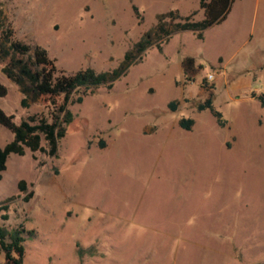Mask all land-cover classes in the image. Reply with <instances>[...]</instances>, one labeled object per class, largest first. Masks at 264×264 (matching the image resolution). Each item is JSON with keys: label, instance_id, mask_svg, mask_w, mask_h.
I'll return each mask as SVG.
<instances>
[{"label": "rangeland", "instance_id": "374dc122", "mask_svg": "<svg viewBox=\"0 0 264 264\" xmlns=\"http://www.w3.org/2000/svg\"><path fill=\"white\" fill-rule=\"evenodd\" d=\"M169 10L203 18L199 0H0L15 37L44 47L66 72L116 67ZM188 56L196 71L185 75ZM2 66L0 107L16 123L30 114L50 120L40 101L21 106ZM263 92L264 0H234L202 39L177 31L161 51L147 48L112 89L68 106L73 120L56 156L28 149L8 156L0 203L13 198L0 222L34 230L24 263L263 262L264 107L251 96ZM207 98L225 126L198 110ZM182 117L194 120L189 130ZM12 137L0 126V146Z\"/></svg>", "mask_w": 264, "mask_h": 264}, {"label": "trees", "instance_id": "16d2710c", "mask_svg": "<svg viewBox=\"0 0 264 264\" xmlns=\"http://www.w3.org/2000/svg\"><path fill=\"white\" fill-rule=\"evenodd\" d=\"M234 0H199V7L203 9V18L193 19L195 14L181 15L177 11L169 10L157 15V23L143 33L133 47L127 50L119 64L108 70H96L92 67L66 72L58 68L55 60L48 55L47 50L39 44H29L17 39L12 26L7 22L1 12L0 16V61L3 63L2 72L18 85L22 98L20 104L28 107L35 102H42L49 108L50 120L45 116L30 114L14 121V115L6 113L0 107V126L8 129L13 137L0 146V175L6 167V160L10 154L23 155L30 151H44L49 156H56L60 140L66 135L67 126L73 120L70 104L81 103L85 96L94 94L100 87L112 89L115 81L126 74L130 65L142 59L143 52L151 47L161 51L162 43L167 42L174 32L192 31L197 39L203 38V32L213 24L225 19ZM137 12V7L133 5ZM138 14V13H137ZM184 74L195 72L194 58L185 57L182 60ZM201 66V65H200ZM7 88L0 82V97L5 96ZM253 98L264 107V92L252 93ZM176 101L169 104L174 110ZM198 110L209 109L215 116L219 126H225L226 119L222 113L215 109L212 99L207 98L198 104ZM194 120L182 117L178 124L189 130ZM45 141V147L41 144ZM18 190L25 191L24 181L18 183ZM32 193L23 197L29 200ZM8 197L0 203V219L7 220L9 201ZM34 230H26L22 225L7 229L0 222V251L3 252L4 261L0 264H25V236H33ZM88 249H78L80 255ZM253 264H264L256 262Z\"/></svg>", "mask_w": 264, "mask_h": 264}, {"label": "built area", "instance_id": "2783aa9c", "mask_svg": "<svg viewBox=\"0 0 264 264\" xmlns=\"http://www.w3.org/2000/svg\"><path fill=\"white\" fill-rule=\"evenodd\" d=\"M213 77H214L213 74H209V75L207 76L208 80H212Z\"/></svg>", "mask_w": 264, "mask_h": 264}, {"label": "crops", "instance_id": "0c3cea01", "mask_svg": "<svg viewBox=\"0 0 264 264\" xmlns=\"http://www.w3.org/2000/svg\"><path fill=\"white\" fill-rule=\"evenodd\" d=\"M236 87H238V86H236ZM252 99H255V98L252 97ZM255 100H257V99H255Z\"/></svg>", "mask_w": 264, "mask_h": 264}]
</instances>
